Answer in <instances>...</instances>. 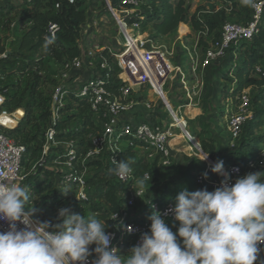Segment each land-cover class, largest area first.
<instances>
[{"label":"trees","instance_id":"1","mask_svg":"<svg viewBox=\"0 0 264 264\" xmlns=\"http://www.w3.org/2000/svg\"><path fill=\"white\" fill-rule=\"evenodd\" d=\"M4 0H0V3ZM19 3L5 0L0 4V18L17 12L16 23L13 24L17 36L7 48L0 37V74L5 78L0 80V94L4 95L5 103L2 111L14 114L23 109L22 121L5 129L7 135L25 148L23 156V170L25 186L30 192L31 200L27 207L34 208L33 216L43 222H52L48 209L73 200L76 204L75 188L66 191L59 183L60 168L67 161L64 151L56 146H49L48 154L44 155L46 148L45 134L51 126V96L58 84L57 75L64 65L76 58H81L88 51L92 42L88 39L94 29H86L90 13H98V20L102 17L110 24L117 22L111 10L119 12L122 20L129 28L138 25L141 34L153 32L156 37H169L176 35L178 30L185 35L190 26L191 30L199 35V48L203 55L207 49L219 40L220 31L224 23H243L234 20L242 11L248 9L243 0H222L223 7L212 10V13L201 14L205 11L198 9L191 14V6L187 0H132L137 3H146L149 10L137 12L135 6L127 4L131 0H18ZM243 2L245 3L244 6ZM9 10L8 14L7 11ZM128 11V12H125ZM237 19V18H236ZM50 24L59 27L56 38L48 35ZM102 24H104L102 22ZM185 24V25H181ZM181 25V26H180ZM87 36L84 37V31ZM85 40L86 48L82 46ZM97 52L90 60L100 67L106 62L112 73L111 88L120 85L116 81L119 68L116 65L115 55L122 52H111V45L105 39L98 43ZM95 47V46H93ZM233 59L229 69L223 72V89L220 93L221 102L232 101L236 107L243 93L250 90V116L242 127L240 137L235 148L229 152L225 167L236 165L240 168L241 177L249 172L264 171L249 168L251 161H257L264 151V15L259 28L252 41L240 42L232 46L228 56ZM137 66V65H135ZM233 84V86H231ZM159 93L162 88L156 86ZM89 105L83 100L73 96L68 97L65 106L60 111L55 129V140L60 143H75L76 159L73 162L75 169L83 173L85 169V182L88 188L89 201L77 202L85 211L81 215L96 216L110 231L113 226L112 216L120 211L123 200L120 193L131 188L141 181L145 174L151 180L148 185H158L162 178V169L158 159L148 160L138 147L125 148L118 157V162L126 159L134 170L135 180L125 184L116 179L112 173L115 165L111 164L109 153H104L99 160L81 163L86 153L92 147V137L101 132V128L94 124ZM223 113V111H222ZM201 150L208 156H213L218 149L215 139L204 133L199 137ZM188 152L194 148L199 149L194 137L187 138ZM192 189L213 191L211 185H200L197 176H193ZM212 180H223L224 177L210 171ZM160 193V197L152 201L161 205L173 203L177 196L175 190L168 189ZM140 206V207H139ZM141 211L139 208H141ZM74 213H79L74 206L69 207ZM139 212L144 213L150 205L137 204ZM179 224L172 230L175 232ZM134 245V238L126 236L120 245L119 255L129 254ZM92 248L95 245L91 246ZM95 257L93 253L92 256Z\"/></svg>","mask_w":264,"mask_h":264},{"label":"built area","instance_id":"2","mask_svg":"<svg viewBox=\"0 0 264 264\" xmlns=\"http://www.w3.org/2000/svg\"><path fill=\"white\" fill-rule=\"evenodd\" d=\"M68 1L74 2V0ZM127 4L135 7L139 5V3L132 0L128 1ZM249 8L251 11L249 21L246 23H224L219 40L207 49L203 55L195 53L191 58V71L194 75L198 74L199 69H209L213 64L221 63L227 59L232 46L240 42L252 41L254 36L259 33L264 15V0H250ZM111 12L125 38V50L115 55L118 58L117 64L120 70L116 76V81L120 85L111 88L112 73L110 66L106 62L101 63L100 67L95 66L90 60L94 52L89 51L81 58H76L64 65L57 75L58 84L51 96L52 118L51 126L45 134L47 144L44 155L48 154L49 146H56L64 151L67 161L63 164V169L60 168L61 180H58V183L67 192L75 188V198L78 202L89 201L88 188L85 182L87 169L83 173H79L75 169L73 163L76 159L75 143L56 142L53 127L70 96L88 103L94 124L101 128V132L92 137V147L82 160L83 165L86 162L99 160L106 152L109 153L111 164L115 165V161L118 162L121 152L125 148H134L136 144H138L136 147H138L140 153L148 160L158 159V164L162 170L171 167L174 157L173 142L176 137L173 128H175V123L166 127L157 122L156 119H152L151 114L153 112H150L152 109L150 101L147 100L149 95L144 92L146 89L149 90L148 92L156 96L159 103L164 105L172 116V111L170 112V108L173 109L172 103L168 94L164 91V87L168 81L173 79L172 75L176 68H172L170 61L167 59V53L162 50L148 47L146 43L139 40H136L135 45L129 43L124 33V31H128L129 27L122 20L119 12L114 10H111ZM130 29L134 33L139 29V26L136 24ZM58 31L59 27L56 24L49 25L48 35L51 39L56 38ZM179 35L177 42L185 49L184 40L188 34L183 36L179 32ZM134 38L138 39L139 37L135 36ZM168 67H171L172 70L169 71ZM0 79L3 78L0 76ZM156 86L161 87L163 92L159 93ZM4 103L5 97L0 94V117L14 115L2 111ZM249 116L250 94L247 90L239 99L235 109L227 112L226 124L232 149L235 148L242 127ZM184 125V128H186V121ZM5 129L10 128L0 123V182H16L23 185L26 177L22 166L25 148L11 139ZM186 132L191 136L188 131ZM194 150L200 151L202 154L200 145L199 149L194 148L192 151L194 152ZM224 168L232 183L241 177L238 166H224ZM249 168L264 171V151L257 161L249 163ZM210 171L211 169L205 171L208 173L207 179L201 174L197 177V182L200 185H211L216 188L220 186L221 180H212L209 177ZM116 179L127 184L135 180L134 170L132 169L127 177L120 178L116 176ZM150 180L151 177L147 173L141 181L120 193L123 200L122 208L112 216L113 226L110 231H107L112 236L111 247L118 249V254L120 245L126 236L133 237L135 245L139 242L141 234L149 231L151 223L149 216L153 209L164 215L166 222L172 229L174 224L176 226L179 224L175 221L174 213L168 211L174 206L173 203L161 205L159 202L152 201L153 198L160 197V194L151 196L148 199L149 189L146 186ZM135 189H137V192ZM139 202L150 205L151 213L149 216H146L148 209L144 213L139 212L137 209V203ZM115 215H117V218L113 220ZM33 219L42 223L34 216ZM129 226L132 227V232L127 231ZM8 228V223L0 220V232L7 231ZM260 248L261 252L256 264H261L264 258V245H260ZM94 259L95 257H89V264Z\"/></svg>","mask_w":264,"mask_h":264},{"label":"clouds","instance_id":"3","mask_svg":"<svg viewBox=\"0 0 264 264\" xmlns=\"http://www.w3.org/2000/svg\"><path fill=\"white\" fill-rule=\"evenodd\" d=\"M111 171L125 178L132 168L124 159ZM211 171L225 177L220 186L194 192L185 187L175 197L168 210L179 223L175 232L153 209L149 231L125 256L111 247L112 236L96 216L63 207L54 224L37 222L34 208L27 207V188L0 182V220L9 226L0 232V264H89L93 253L91 264H256L264 245V176L249 172L232 183L222 160Z\"/></svg>","mask_w":264,"mask_h":264},{"label":"rangeland","instance_id":"4","mask_svg":"<svg viewBox=\"0 0 264 264\" xmlns=\"http://www.w3.org/2000/svg\"><path fill=\"white\" fill-rule=\"evenodd\" d=\"M248 6L247 11L243 12L242 8L239 16H234V20L237 22L246 23L251 18V11L249 8L250 0H243ZM5 2V0L3 1ZM1 2L0 4H3ZM11 2L19 3L18 0H11ZM243 2V5H245ZM187 4L191 6V14L196 13L198 9H203L205 11L201 14H210L212 10L218 11L223 7L222 0H187ZM137 12H145L149 10L146 3L139 4L136 9ZM7 11V14L9 10ZM17 12H12L11 14L2 16L0 18V37L2 38L3 43L7 45V48L10 49L11 43L15 40L17 33L13 24L17 20ZM237 18V19H236ZM115 20V19H114ZM102 22L104 24H102ZM86 29H94V33L90 34L89 40L92 44L89 47V51H93L94 54L101 52L103 49H97L98 43L105 39V42L111 45V52L115 53L119 50H125V38L122 30L119 25H111L108 20L100 18L98 20V13H90L89 21ZM188 36L184 40L186 48L177 42L179 33L169 37H156L155 34L151 31L145 34L140 32H131L132 29L124 31L126 37L129 40V43L134 44L136 40L146 43L148 47H155L156 49L162 50L167 53V59L170 61L172 68H176L172 80L168 81L164 87V91L168 94L170 101L172 103V108L170 112L173 116L170 115L164 105L160 104L152 93H149V90H145L144 93H148L152 119H156L157 122L161 123L163 126L169 127V125L175 123L174 134L175 141L173 142L174 157L172 165L169 169L162 170V178L158 181V185H147L148 199L151 196L167 192L168 189H173L177 194L183 189L187 188L189 191H197L192 189V180L193 176H199L203 174L206 170L211 169L212 166L218 162L223 161L224 164H227V157L229 152L233 149L231 148V142L228 137L226 116L229 110H234L235 106L232 101L227 103L221 102L220 93L223 89L224 80H222L223 72L230 68L231 55L227 57L224 61L218 64H213L209 69H199L197 75H194L191 71V58L195 53L201 54V49L199 48V35L194 33L190 26L187 27ZM180 31V30H178ZM135 34V35H134ZM181 35H185L183 31H180ZM84 37L87 36V31L83 33ZM139 37L135 39L134 37ZM85 38L82 41V46L86 48L87 44L85 43ZM95 46V47H93ZM88 48H86L87 50ZM99 50V51H97ZM88 51V52H89ZM116 65L118 66V58L115 56ZM94 63V61H93ZM97 66L96 63H94ZM171 71V67H168ZM120 72V70H119ZM0 76L4 80L2 74ZM233 86V84H231ZM163 92V90H161ZM249 94L251 96L250 90ZM247 92V91H246ZM22 114L24 110L22 109ZM223 111V113H222ZM3 121V120H2ZM186 121V128L185 127ZM6 124H9L10 121H6ZM12 126V125H11ZM182 131H181V130ZM186 129V130H185ZM194 137L198 144L199 137L204 135V133L210 135L213 139L216 140L218 149L217 152L205 160H197V157L203 159L204 156L200 151L194 150V152H188L189 144L187 143V138L189 135L187 132ZM264 132V129L262 130ZM183 132V133H182ZM201 147V145H200ZM63 169V167H62ZM61 171V169H60ZM214 188V187H213ZM215 189V188H214ZM76 200V199H75ZM73 200L66 202V204H61L54 206L51 209H48L49 215H51L52 222H56V217L58 215V210L63 207H72L74 206L79 210V214H82L85 209L81 206H78ZM138 204V203H137ZM142 205V203L140 202ZM140 207V206H139ZM142 207L139 208L141 211ZM150 209L146 211V216L150 215Z\"/></svg>","mask_w":264,"mask_h":264},{"label":"bare ground","instance_id":"5","mask_svg":"<svg viewBox=\"0 0 264 264\" xmlns=\"http://www.w3.org/2000/svg\"><path fill=\"white\" fill-rule=\"evenodd\" d=\"M22 109L18 110L16 113H14V115L12 116H8V115H3L0 117V123L5 125L6 127L10 128V127H13L15 125L18 124V122H20L22 120L21 118V114H22ZM23 117V115H22ZM3 120V121H2ZM10 121L9 124H6L5 122L6 121ZM12 125V126H11Z\"/></svg>","mask_w":264,"mask_h":264},{"label":"crops","instance_id":"6","mask_svg":"<svg viewBox=\"0 0 264 264\" xmlns=\"http://www.w3.org/2000/svg\"><path fill=\"white\" fill-rule=\"evenodd\" d=\"M181 25H185V24H181ZM180 25V26H181ZM186 27H188V25H185ZM180 31H178V33H179ZM21 118H22V116H21ZM196 140V139H195ZM174 151H175V148H174ZM174 154V153H173ZM261 264H264V258H263V260L261 261Z\"/></svg>","mask_w":264,"mask_h":264},{"label":"water","instance_id":"7","mask_svg":"<svg viewBox=\"0 0 264 264\" xmlns=\"http://www.w3.org/2000/svg\"><path fill=\"white\" fill-rule=\"evenodd\" d=\"M202 155H203V156H205L206 154H204V153L202 152ZM207 158H208L209 160L211 159V157H210V156H208Z\"/></svg>","mask_w":264,"mask_h":264}]
</instances>
